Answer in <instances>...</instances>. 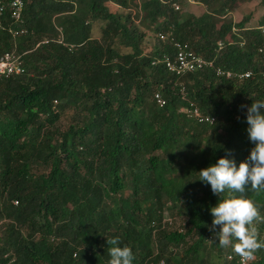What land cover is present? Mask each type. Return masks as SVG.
Listing matches in <instances>:
<instances>
[{
	"label": "trees",
	"instance_id": "16d2710c",
	"mask_svg": "<svg viewBox=\"0 0 264 264\" xmlns=\"http://www.w3.org/2000/svg\"><path fill=\"white\" fill-rule=\"evenodd\" d=\"M72 1L22 0L20 24L6 9L0 16V55L13 50L23 66L0 79V219L10 220L0 264H109L108 240L117 237L133 264H236L218 261L220 226L210 230V209L228 192L213 194L198 172L225 156L238 167L255 146L246 117L253 99H264V31L244 28L245 19L215 26L238 0H196L199 15L174 9L179 0H137L136 20L128 0ZM142 26L154 35L149 53ZM157 32L250 75L205 67L174 76L150 64L172 52ZM182 106L214 120L193 121ZM65 111L69 121L58 123ZM244 194L264 217V189L249 182ZM165 210L184 218L181 229L161 222ZM257 228L264 239V223ZM248 264H264V248Z\"/></svg>",
	"mask_w": 264,
	"mask_h": 264
},
{
	"label": "clouds",
	"instance_id": "9594fccd",
	"mask_svg": "<svg viewBox=\"0 0 264 264\" xmlns=\"http://www.w3.org/2000/svg\"><path fill=\"white\" fill-rule=\"evenodd\" d=\"M262 109H264V99H253L252 104L247 107V131L249 139L255 146L246 160L241 161L237 167L234 157L229 159L225 156L219 158L217 163L210 164L198 172V179L210 184L213 194L223 195L226 190L228 192L227 197L221 198L218 204L210 209L213 216L210 230H214L217 225L220 226L219 232L215 233L218 236L219 245L233 246L226 248L223 252L225 260H227L225 255L233 251L244 259H252L257 250L264 248V239L259 237L257 228L258 223H264V217L260 215L255 202L244 194L249 182L253 192L264 189V112L261 111ZM108 243L111 245L108 249L111 257L109 264H133L135 257L129 245L119 246L118 237L108 240ZM227 261L235 262L234 259Z\"/></svg>",
	"mask_w": 264,
	"mask_h": 264
},
{
	"label": "built area",
	"instance_id": "2783aa9c",
	"mask_svg": "<svg viewBox=\"0 0 264 264\" xmlns=\"http://www.w3.org/2000/svg\"><path fill=\"white\" fill-rule=\"evenodd\" d=\"M174 9L178 8V5L173 4ZM23 2L22 0H8L5 4L0 3V16L6 9L9 17L13 21V23L20 24L21 23V12H22ZM261 31H264V25L258 27ZM8 32L12 36L20 35L25 33V30L19 29L14 30L9 28ZM157 37L161 41L168 40L172 45L171 53H162L160 57L152 58L150 61L151 65L161 64L164 66L165 70L174 76H181L186 73L194 72L198 69H202L205 67H212L216 75H223L225 77H235L237 79L246 78L250 75V71L245 72H231L228 70H223L218 66H213L212 60L206 59L200 54L192 51L186 43L179 42L174 40L171 36L170 32H157ZM46 41V40H43ZM42 41V42H43ZM61 42L60 40H57ZM217 48L222 46L220 41L216 42ZM23 72V66L20 59V55L16 54L13 50L5 51L0 55V79L3 77H7L10 75H16ZM183 91V88H180V92ZM152 99L157 106H162L164 104V99L155 91L152 95ZM179 112L184 113L189 119L193 121L202 123L213 122L214 118L212 116L202 114L196 107L192 106H182L178 109ZM164 223V221H161ZM4 256H7L4 254ZM227 260L234 259L237 264H247L252 259H244L240 255H238L235 251L229 252L225 255ZM13 258L7 260L6 264L11 262ZM160 264H165L163 260L159 261Z\"/></svg>",
	"mask_w": 264,
	"mask_h": 264
},
{
	"label": "rangeland",
	"instance_id": "374dc122",
	"mask_svg": "<svg viewBox=\"0 0 264 264\" xmlns=\"http://www.w3.org/2000/svg\"><path fill=\"white\" fill-rule=\"evenodd\" d=\"M72 2L76 3V0H73ZM137 0H128V10L130 11V15L132 16L134 20L135 17L133 16V12L137 8ZM175 5H178V9H181L183 11H189L194 15H199L201 12L204 11V6L197 2L196 0H179L178 2L174 3ZM174 8V6H173ZM109 10H116V7L114 5H108ZM118 10H120L118 8ZM245 19V23L243 24L244 28L250 29V28H258L263 24L264 22V0H238L228 11L225 12L222 16H217L214 18L215 26H218L221 22H232L237 23L240 20ZM263 21V22H262ZM142 30L145 32V36L143 38L142 42V50L144 53H149L151 50H153V42H154V35L153 32L149 31L146 27H141ZM231 32H238V29L233 27L231 29ZM264 33V32H263ZM91 35L92 36H98L99 35V27L98 23L94 22L91 27ZM229 36L226 35V39ZM69 111H65L62 116H60L58 123L65 124L67 121H69L68 113ZM124 193H128L127 190L124 191ZM72 204L71 201L68 202V206L70 207ZM164 222H167L170 220L169 229H181L183 226L184 218L182 216L176 215L174 210H165L162 213V218ZM10 220L7 218H1L0 219V235L3 234V231L7 225V223ZM182 224V225H181ZM259 231V230H258ZM264 232V230L262 231ZM260 234V233H259ZM227 247H222L221 256L218 258L219 262H222L224 259L223 252L225 251ZM179 250V249H178ZM217 259V258H216ZM215 261V260H214Z\"/></svg>",
	"mask_w": 264,
	"mask_h": 264
}]
</instances>
